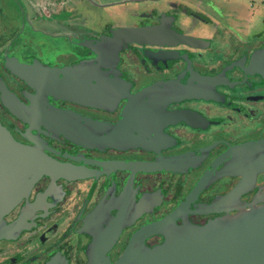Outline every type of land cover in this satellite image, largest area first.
<instances>
[{
	"label": "flooded vegetation",
	"instance_id": "1",
	"mask_svg": "<svg viewBox=\"0 0 264 264\" xmlns=\"http://www.w3.org/2000/svg\"><path fill=\"white\" fill-rule=\"evenodd\" d=\"M84 1L87 6L88 0ZM90 1L106 11L120 8L125 13L126 10L128 18L105 27H93L92 33H83L78 29L83 19L74 13L76 3L81 5L83 0H61L62 5L70 3L71 9L58 11L53 19L57 30L50 29L44 33V30L37 29L30 24L31 21H27L31 28L43 31L41 36H49L51 30L61 34L57 38L51 37L53 40L46 61L34 54L26 61L17 55L18 51L11 55L7 45L0 51V80L20 102L28 104L27 97L35 92L5 69V57L72 71L80 62L96 58L95 54L82 46L88 42L100 49L101 64L103 61L112 65V68L102 69L103 74L115 78V81L129 83L130 93L156 89L161 83L176 80L179 73L189 68L202 76H218L214 83L223 85L214 89L224 94L223 102L185 100L169 104L166 110L190 109L205 121L203 126L194 129L182 123L169 125L170 122L162 120L161 139L170 143V138H173L177 143L174 147L162 149L154 143L155 131L150 128L156 125L155 120L152 119L153 123L147 122L154 116L146 111H143L144 122L137 125L145 142L139 141V137L129 144L116 147L92 144L85 147L51 133L37 122L34 127L23 122L10 113L0 100V124L17 143L28 148L35 147L29 136L47 145L49 149L41 151L54 161L82 166L95 175L69 180L40 176L0 222V264H114L130 244L132 249L152 250L162 246L169 237L189 228L226 226L254 214L264 206V173L257 174L253 184L227 204H222L220 200L235 188L239 181L237 177H216L200 193L189 195L215 156L203 164L194 162V166L179 173L139 172L131 181L128 171L117 170L106 174L105 171L109 172L106 168L89 163L82 165L72 159L81 158L82 162L114 160L150 163L156 160V149L162 157L186 151H193V156H197V150L223 139L229 142V150L245 143L264 142V0ZM69 12L74 16L64 19L63 13ZM150 26L196 40L195 46L183 43L168 46L130 43L125 47L122 43L112 42L118 39L114 38L113 31L122 27ZM75 37L80 38L76 41L80 51L60 49V38L74 41ZM70 58L73 61H69ZM255 59L256 62L253 61ZM94 64L97 62L94 61ZM103 90L105 93L108 91ZM48 100L54 107L82 117V125L85 120L91 123L93 130L89 126L88 129L94 137L105 136L120 121L126 105V99L116 101L111 98L104 100L108 106H86L52 97H48ZM143 143L144 146L141 145ZM221 147L215 146L205 154L209 153L212 157L214 152L219 155L227 150L224 146L219 150ZM263 152L264 148L249 158L244 157V164ZM129 201L124 221L111 237L112 242L95 251L106 235L107 226ZM175 211L174 219L164 228L150 233L142 231L136 235L140 228L146 231V227Z\"/></svg>",
	"mask_w": 264,
	"mask_h": 264
},
{
	"label": "water",
	"instance_id": "2",
	"mask_svg": "<svg viewBox=\"0 0 264 264\" xmlns=\"http://www.w3.org/2000/svg\"><path fill=\"white\" fill-rule=\"evenodd\" d=\"M115 44L130 43L148 45H173L178 43L195 46L196 40L177 35L169 30L158 27H122L113 31ZM193 42V44L191 43ZM96 55L95 59L85 60L73 67V70L52 68L40 64H27L16 58L5 57L4 67L9 73L22 80L27 87L33 90L34 95L28 96V104L20 102L16 96L7 89L0 80V100L3 106L23 122L35 126V122L55 135H61L72 143L90 147L92 145L116 147L129 144L133 139L143 140L141 130L137 125L144 122L143 111L154 118L147 122L156 125L150 127L154 132V143L162 149H168L177 145L173 138L164 142L159 132L161 122H170L169 125L182 123L191 128L203 126L205 121L199 114L190 109L166 110L171 103H179L190 100H203L211 102H223L224 94L214 88L221 83H214L218 76L209 77L194 73L192 69H186L176 76V80L161 83L156 89H142L137 93H130V84L124 81H115L103 70L112 68L107 62L101 64V52L97 46L88 42L82 45ZM94 61L97 64H94ZM253 61H257L256 59ZM101 67V68H100ZM76 73V74H74ZM102 75V77H101ZM256 75V74H250ZM259 75V74H258ZM260 76V75H259ZM94 81V82H93ZM103 89L108 90L107 93ZM48 97L56 100L73 102L81 105L103 104L104 100L126 99L120 121L112 126L104 136L92 134L88 126L93 130L91 123L83 121L77 114L69 110L54 107L49 103ZM155 103V107L153 104ZM109 108V107H108ZM112 109V107H111ZM108 129V127H107ZM109 130V129H108ZM30 129L28 130L29 133ZM97 132H101L97 130ZM158 133V135H157ZM91 138H89L90 136ZM28 136V135H27ZM89 136V137H88ZM35 147L28 148L17 143L10 133L0 124V222L29 191L32 185L45 175L51 179H75L95 176L84 167L62 164L54 161L41 149H49L40 141H34ZM92 138H96L93 140ZM263 141L241 144L229 150V142L225 139L217 141L207 148L197 150V156L193 151H186L171 157H162L158 149L155 150L156 160L150 163H127L110 160L107 162L81 161V158H72L84 164L96 165L108 169L106 174L120 170L130 173L129 181L139 172H171L179 173L182 169L194 166V162L202 164L210 158L215 159L198 180L190 196L200 193L216 177H237L239 179L235 188L220 200L227 204L231 199L246 191L254 182L257 174L264 173V152L255 159L244 164V157L249 158L264 148ZM144 146V143L141 144ZM227 147V150L216 152L209 156L206 151ZM196 153V152H195ZM220 169H218L219 167ZM82 172V174H81ZM129 187V184H128ZM128 194V193H127ZM226 200V201H225ZM122 207L117 216L107 226L106 235L100 240V246L95 251L112 242L111 237L122 225L127 208ZM175 211L163 220L149 225L146 231L140 228L137 236L143 232H152L162 229L174 219ZM116 236V235H115ZM114 236V237H115ZM131 249H130V248ZM114 264H264V206L254 214L226 226H218L211 229L189 228L181 234L171 236L160 247L142 251L139 248L132 249L131 244ZM96 253V252H95ZM106 259V258H105ZM107 264H110L109 262Z\"/></svg>",
	"mask_w": 264,
	"mask_h": 264
},
{
	"label": "rangeland",
	"instance_id": "3",
	"mask_svg": "<svg viewBox=\"0 0 264 264\" xmlns=\"http://www.w3.org/2000/svg\"><path fill=\"white\" fill-rule=\"evenodd\" d=\"M108 1L112 2L115 0H100V2L102 3H107ZM235 1L246 2L249 0ZM3 2L5 3L6 12L3 11V13L5 14V19H2L0 17V46L3 45L2 48H6L4 45H7L11 55H15L16 51H18L19 54L17 53V55H20L21 58H24L26 61L32 54H34L35 56L40 55L42 60L46 61V56H48V53L50 52L49 48L51 47V43L53 40L52 38L54 36H56L57 38L61 34H55L53 33V30H51L50 33H48L50 37L44 35L41 36L43 31H38L37 29L31 28V26L27 22L22 0H3ZM254 2L259 1L254 0ZM88 3L87 6L85 5L86 2L84 0L83 4L81 5H77L76 3V11H74V13L77 14V17L83 19V21L81 22L82 24L84 23L83 26L81 25V23H79L80 27H78V29L83 33H92L93 27H105L108 24L113 23L114 21L128 18V16L126 15V10L125 13L121 12L120 8H111L106 11L102 10V8L92 5L90 0H88ZM72 15L74 16L72 12L63 13L62 17L64 19H67L72 17ZM43 19L45 21H48L46 17H44ZM16 26H19V28H16ZM10 29L18 31V33L13 35L11 31V34L8 35L7 32ZM60 40L61 41L59 47L62 51H80V48L77 46L78 43L76 42L77 40H80V38L75 37L73 39L74 41H64L63 38H60ZM52 55L53 54H51V56ZM1 56H4V54H1ZM69 61H73V59L70 58Z\"/></svg>",
	"mask_w": 264,
	"mask_h": 264
},
{
	"label": "crops",
	"instance_id": "4",
	"mask_svg": "<svg viewBox=\"0 0 264 264\" xmlns=\"http://www.w3.org/2000/svg\"><path fill=\"white\" fill-rule=\"evenodd\" d=\"M22 1L24 4V12L26 14L25 15L26 20L31 21L30 24H33L34 27H36L37 29L44 30V32H46V30H50V29L56 30L58 28L55 25L56 21L53 20L54 17L57 16L58 11L60 12L62 9L65 11H70L71 9L70 3H66L62 5V3H60L61 0L57 1L58 3L54 0H22ZM3 11L6 12V7L3 0H1L0 17L2 19H5V14L3 13ZM43 17H47V20L49 21L43 20ZM16 28H19V26H16ZM13 29L8 30L7 34L10 35L12 31L13 35H15L18 31H14ZM2 46L0 47V51L3 50Z\"/></svg>",
	"mask_w": 264,
	"mask_h": 264
}]
</instances>
